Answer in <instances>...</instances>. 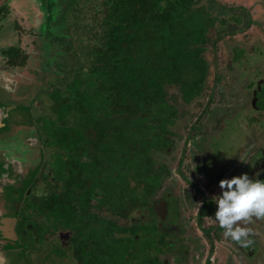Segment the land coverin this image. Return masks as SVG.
<instances>
[{
	"label": "flooded vegetation",
	"instance_id": "1",
	"mask_svg": "<svg viewBox=\"0 0 264 264\" xmlns=\"http://www.w3.org/2000/svg\"><path fill=\"white\" fill-rule=\"evenodd\" d=\"M11 1L15 0H0V62L13 68L32 63L34 79L45 81L28 100L16 99L14 94L31 80L18 82L11 94L3 80L8 70L0 67V143H5L8 134L3 129L8 123L16 125L14 130L32 129L25 141L36 150L35 160L40 159L34 169L31 156L8 159L0 145V262L11 264L13 255L19 253L33 256L31 264H104V255L115 257L112 253L125 246L122 241L133 239L149 246L145 256L137 248L125 250L134 264H264V219L253 217L241 225L249 233L247 247L225 238L224 229L214 219V198L222 192L221 179L247 173L252 179L264 180V103L258 104L264 92V69L250 80L237 72L241 69L237 64L254 52L256 43L264 47V0H191L190 10L211 20L204 30L199 28L192 44L205 70L195 76L185 74L191 81L189 89L180 84L167 86L173 114L144 157L146 167L129 175V185L136 192L118 214L116 165L111 168L115 176L106 183L108 171L99 162L104 157L98 156V164L91 166L95 153L86 143L79 157L73 151L65 152L57 144L62 137L50 124L47 129L48 120L43 117H55L54 94L69 81L67 74H73L76 65L88 68L89 52L79 61L82 55H75L74 48L87 46L89 50L93 43L88 30L96 27L88 22L83 6L90 2L21 0L22 4L35 3L41 14L35 27L26 32L33 46L28 52L22 46L24 36L13 34L22 29L21 24L17 20L6 24L12 14ZM102 1H97L94 18ZM225 50L229 62L221 65L220 57L225 55L220 53ZM238 50L246 54L238 56ZM69 56L73 64L67 60ZM185 91L194 96L186 97ZM43 95L52 102L50 114H37L34 109V101L43 100ZM188 107L194 110L193 116ZM14 108L26 113L31 123H22L17 109L12 118ZM180 139V153L174 156ZM232 141L231 152L224 151ZM161 153L167 157H160ZM78 170L81 178L76 176ZM79 183L82 188H76ZM14 200L17 210L12 207ZM48 216L56 228L49 226L43 232L40 223ZM51 240L56 246H51ZM43 254L49 257L42 258Z\"/></svg>",
	"mask_w": 264,
	"mask_h": 264
},
{
	"label": "trees",
	"instance_id": "2",
	"mask_svg": "<svg viewBox=\"0 0 264 264\" xmlns=\"http://www.w3.org/2000/svg\"><path fill=\"white\" fill-rule=\"evenodd\" d=\"M100 4L98 24L94 31L88 30L94 43L86 60L93 66L78 67L76 83L71 79L55 91V117H43L47 129L51 125L62 137L57 140L62 150L79 157L86 143L95 153L91 166L98 156L104 157L99 162L105 171L116 165L118 176L130 184L129 175L146 166L138 163L131 169L128 163L142 150L146 157L160 137L157 129L173 114L167 86L183 87L187 71L205 70L192 51L195 40L178 30L185 21L187 29L194 28L192 18L200 15L190 10L191 0H103ZM203 21L197 29L204 30ZM186 94L190 99L194 96ZM153 129L157 140L150 135ZM91 135L95 139L88 138ZM76 176L81 178L79 170ZM124 200L122 206L116 204V214Z\"/></svg>",
	"mask_w": 264,
	"mask_h": 264
},
{
	"label": "rangeland",
	"instance_id": "3",
	"mask_svg": "<svg viewBox=\"0 0 264 264\" xmlns=\"http://www.w3.org/2000/svg\"><path fill=\"white\" fill-rule=\"evenodd\" d=\"M88 1L90 3L83 4L84 9H85L84 11H86V16L88 18V22L93 23V24H98V20L96 19V17L94 18V13L96 10L95 8L98 7V5H97L98 0H88ZM11 2L12 3H10V4H11V8H12V14L10 15L9 20H7L8 22H6V24L9 22H13V20H17L19 22V24H21L22 29H20L18 32L15 31L14 33H13V31L9 30V33H13V34L20 33V34H22V36H24L23 37L24 42H23L22 46L25 48V50H27L28 52H31V50L33 49L32 48L33 46L31 45V38L32 37L30 34L28 35L26 32L28 30H30L32 27H35V25L38 22V18L41 17V14L38 12V10L36 8L37 5L35 3H32L30 5L27 3L22 4L21 0H15V1H11ZM205 4H208V2H205ZM99 7H100L99 9H102V7H103L102 4H100ZM96 12H97V15L100 17L102 12L101 11H99V12L96 11ZM192 20L193 21H191V22L196 21L194 28L187 29L186 26L189 23L187 21H185L184 25L182 24L180 27L178 26V30L184 34V37L197 41L196 35H198V33H199V29H197V28L202 23V21L204 20V14H201V16L198 18H192ZM208 21L211 22V20H208V19L203 21V24L205 27H206V24H208ZM196 24H198V26H196ZM174 27H176V25H174ZM17 37L18 36L16 35L13 38L16 39ZM77 49H78V51H77ZM228 49H229V47H228ZM86 51L88 52L87 46H85V47L83 46V47H79V48L75 46V48H74L75 55H82L81 58H79V61L84 60V56L86 54ZM35 54H37L36 51H35ZM220 54L225 55V56L220 57L221 65L229 62V58L227 57L226 50H225V52H222ZM244 54H246L245 51L243 52V50H238V56H242ZM246 56H247L246 60H240L239 61L240 65L237 64V68L238 69L241 68L237 72L241 78H247L250 80L253 77H258L259 75H261V72H263V69H264V47H263V44L256 43L254 52L250 53V54H246ZM224 58L227 60L225 61ZM67 60H69V63L73 64V59L71 56H69L67 58ZM31 64L32 63H29L26 67H23V68H13V67H10L9 65H7V63H5L4 61L0 62V67L7 68V70H8L7 74H5V73L3 74L4 75L3 80H4L5 85H7L8 88H11V90H10L11 94L15 93L16 86H17L18 82H20L21 80L22 81L31 80V82L29 83L30 84L29 86L25 85L26 89L24 88L23 90H21V92L19 94H16V95L14 94L16 99L20 98V100H28L27 98H31L33 95H35L38 92L39 88H41L40 86L41 85L43 86V82L45 80L43 81L42 78L34 79V77H35L34 76L35 66H34V64L33 65H31ZM90 66H93V65H88L87 69H90ZM239 66H241V67H239ZM77 69H78V66L76 65L73 68V74H67L69 80L74 79L72 81V83L75 82V78H76L75 76H76ZM187 74H191V72L187 71ZM195 75L196 74H191V76H195ZM32 80L35 82H32ZM190 84H191L190 80L185 81V85L183 86V89H189L192 86ZM260 94H261V101L258 104L262 105L264 103V92H261ZM42 99L43 100L36 99L34 101L33 105H34V109H36L37 114H39L40 112L41 113L46 112L49 114L52 113V111L49 109V106L52 103L51 100L45 95L42 96ZM16 109L17 108H14L11 110L12 111V114H11L12 118H13V114L16 112ZM188 109L190 110L189 111L190 114H192V116H193L194 110L190 107H188ZM19 111H20V114L23 116V117L19 116V118H21L20 121L22 120L21 121L22 123H31L29 121V118L25 115L26 113H23V111H21L20 108L17 109V112H19ZM9 120H10V118H9ZM19 122L17 121L15 123L18 125ZM14 126H16V125L12 124V126H11L8 123L7 127H5V129H3V131H6L8 134V135H6V139L4 140L5 143H3V142L0 143V145L4 147V149L2 151V152H4L3 154L5 156H7L8 159H11V156H13V155H17L18 157L24 156L26 158L31 156V160L33 161V162L31 161V164L33 165L31 167L36 169V167L38 166L37 164L39 163L38 161L40 159L35 160L37 158L36 157V150L34 149V147L33 148L28 147L27 143L25 141V135H27V133L31 134L30 131H32V129H30V131L29 130L26 131V129H24L23 127H19L18 129L14 130ZM19 126H20V124H19ZM46 126L48 127V125H46ZM19 129H22L23 132H20ZM161 129L162 130L165 129L164 125L160 126L157 130L161 131ZM186 130H187V127H185V131ZM154 132H155V130L153 129V132L151 131L150 135L155 140H157V138H156L157 135L155 136ZM230 133L233 134V132H230ZM182 142H183L182 139H180L178 141L176 148L173 150L174 156L179 155L180 150H181V146H182ZM232 143L233 144L229 143V145H227V147L225 145L223 150L224 151L232 150L234 145H235V143L233 141H232ZM229 152H231V151H229ZM32 157L34 158V160L36 162L33 160ZM144 157H145V150H142L139 155L137 154L136 156H134L132 158V161H130L128 163V164H130L129 168L132 169V166L134 164L138 165V163L143 166V164L145 162ZM160 157L165 158L167 156L164 153H161ZM2 158H3V156H2V153L0 152V160ZM176 158L177 157H175V159ZM119 160H120V158H119ZM115 161H116V159H115ZM120 161H122V160H120ZM144 168L145 167H143V169ZM143 171L144 170H142V172ZM137 172H139V170ZM32 175H33V173H32ZM114 176H115V174H112V170H110L109 172H106L105 173L106 183L110 182L109 178H113ZM119 176L116 173V200H117L116 204L117 205H121V201L124 198H126V201L124 200L123 203L124 204L127 203V201H128L127 197H130L132 193L136 192L135 189L131 188V185L124 182L125 180L123 177H121V176L119 177ZM150 180L153 181V178H150ZM142 189L143 188H141V190ZM139 192H140V190L137 191V193H139ZM17 204L18 203H16L15 200L12 203V207L14 206V208L16 210L18 209ZM53 222H55L54 219H52L50 216H48L47 218L42 220V222L40 223L41 230L43 232H45L49 228V226H51V227H53V229H55L56 225L52 224ZM51 242H52L51 246H56L54 240H51ZM122 242H124L125 246H122L121 249H118L117 253H116V251L112 253V255L115 257L112 258L110 256L107 257V255H104V264H134L133 260L128 257V254L125 252V250L128 248H130V249L131 248H137V250L139 251L138 253L140 254L143 252L144 256H145V251H147L149 248L148 244L144 243L145 242L144 240H140V241H138V243H135L133 241V239L124 240ZM111 243L112 242H109L106 245H109ZM118 244H120V241L118 242ZM118 244L116 245V249L118 247ZM54 253L55 254L57 253V249L54 250ZM130 255H132V254H130ZM42 256H43L42 258L49 257L48 254H43ZM31 258H33V256H28V258H27L26 256H22L19 253H15L13 255V261H12L13 263H11V264H31V263H33Z\"/></svg>",
	"mask_w": 264,
	"mask_h": 264
},
{
	"label": "clouds",
	"instance_id": "4",
	"mask_svg": "<svg viewBox=\"0 0 264 264\" xmlns=\"http://www.w3.org/2000/svg\"><path fill=\"white\" fill-rule=\"evenodd\" d=\"M239 158L245 161L243 154ZM219 187L222 192L214 198L217 205L214 219L224 229L225 238H231L247 247L245 240L249 233L241 225L253 217L264 219V180L252 179L244 173L230 179H221Z\"/></svg>",
	"mask_w": 264,
	"mask_h": 264
},
{
	"label": "water",
	"instance_id": "5",
	"mask_svg": "<svg viewBox=\"0 0 264 264\" xmlns=\"http://www.w3.org/2000/svg\"><path fill=\"white\" fill-rule=\"evenodd\" d=\"M18 205V204H17ZM162 218H164V216H162ZM10 219V218H9ZM9 222V221H8Z\"/></svg>",
	"mask_w": 264,
	"mask_h": 264
}]
</instances>
